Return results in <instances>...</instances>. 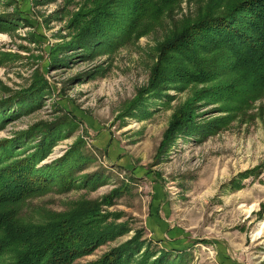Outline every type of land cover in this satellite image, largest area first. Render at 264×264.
Returning a JSON list of instances; mask_svg holds the SVG:
<instances>
[{"label":"rangeland","instance_id":"obj_1","mask_svg":"<svg viewBox=\"0 0 264 264\" xmlns=\"http://www.w3.org/2000/svg\"><path fill=\"white\" fill-rule=\"evenodd\" d=\"M203 1L178 0L161 13L158 2L149 3L136 29L111 30L84 50L71 45L70 22L94 7L90 0H0V16L10 18L0 30V101L22 91L33 97L3 111L0 140L57 123L63 132L41 164L74 148L81 163L69 169L71 187L46 185L26 196L22 216L39 219L42 210L63 211L71 201L120 189L101 212L116 214L108 220L128 230L73 264L98 258L137 231L156 249H174L176 264H264V93L241 107L197 102L196 122L221 124L200 136L180 135L165 151L173 112L205 84L138 100L159 45ZM110 2L113 11L127 9L125 0ZM36 79L44 90L32 89ZM28 136L14 158L41 142ZM91 173L98 179L86 185Z\"/></svg>","mask_w":264,"mask_h":264},{"label":"trees","instance_id":"obj_2","mask_svg":"<svg viewBox=\"0 0 264 264\" xmlns=\"http://www.w3.org/2000/svg\"><path fill=\"white\" fill-rule=\"evenodd\" d=\"M90 1L94 7L77 12L70 22L75 30L71 45L84 50L102 41L111 30L121 28L114 34H123L136 29L147 4L158 2L161 13L178 2L125 0L127 9L118 12L110 8V0ZM9 23L10 18L0 16V30ZM169 34L159 45L149 83L138 100L148 93L156 98L167 95L163 91L168 87L181 89L193 83L205 86L173 112L160 145L164 151L180 135L200 136L221 124V118L196 122L197 102H221L224 108L230 101L241 107L264 93V0H204ZM31 87L45 89L39 79ZM32 98L22 91L0 101V128L4 110L14 103H29ZM61 126L35 124L17 137L0 140V264H73L128 230L124 223L108 220L116 214L101 212L103 206L112 204L120 189L98 199L71 201L63 211L42 210L39 219L22 216L25 198L32 191L46 185L62 189L74 185L69 169L81 165L77 148L56 161L41 164L56 133L63 132ZM22 135L41 136V142L22 158H14L22 150H18L23 147ZM95 178V173L86 174L84 182L93 184ZM141 233L137 231L98 258L78 264H176L171 257L174 249H156L141 239Z\"/></svg>","mask_w":264,"mask_h":264}]
</instances>
